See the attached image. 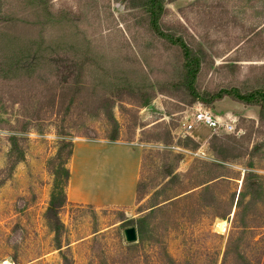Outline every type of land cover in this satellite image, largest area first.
<instances>
[{
	"label": "rangeland",
	"instance_id": "374dc122",
	"mask_svg": "<svg viewBox=\"0 0 264 264\" xmlns=\"http://www.w3.org/2000/svg\"><path fill=\"white\" fill-rule=\"evenodd\" d=\"M50 5L53 23L44 16L21 17L36 24L38 34L20 40L9 31L11 15L29 8V0H0V60L35 52L32 42L42 36V46L58 53L67 45L87 46L108 74L96 87L98 96L88 99L83 90L72 91L73 102L62 105L60 98L57 104L49 99L40 104V87L0 76V264H264L259 110L228 98L210 106L192 102L194 96L177 86L185 76L182 51L155 36L141 10L126 0H52ZM164 8L162 32L181 40L199 63L200 98L264 87V0H174ZM115 68L121 73L113 76ZM89 69L97 66L90 63ZM89 79L90 73L82 76L79 86ZM142 98L148 107L138 104ZM198 104L215 116L233 114L237 134L199 128L180 138L181 113ZM115 127L116 142L142 152L134 204L68 202L59 211L56 234L45 214L52 195L67 193L61 187L64 170H70L66 143L111 142ZM9 137L20 138L24 153L12 173ZM84 158L78 166L83 188L77 191L83 196L95 194V179L102 178L92 165L84 169ZM115 158L124 195L131 161L128 155ZM246 173L252 176L244 185ZM132 219L141 220V231L129 224ZM128 228L137 232L133 244L124 237Z\"/></svg>",
	"mask_w": 264,
	"mask_h": 264
},
{
	"label": "trees",
	"instance_id": "16d2710c",
	"mask_svg": "<svg viewBox=\"0 0 264 264\" xmlns=\"http://www.w3.org/2000/svg\"><path fill=\"white\" fill-rule=\"evenodd\" d=\"M174 0H126L131 6V9H140L146 22L149 30L158 38L163 39L165 42L170 43L174 46L179 47L183 53V67L185 71V76L182 81L177 83V86L184 87L190 95L194 98L192 102L200 101L205 105H212L216 102H220L225 98L236 102L244 107H254L259 110V118H264V87L256 88L253 90H244L233 88L226 91H220L215 96L210 98H200L195 90V81L196 76L199 72V63L189 57V52L183 42L179 39L172 38L168 34L162 32L160 28V20L164 13V6L167 2H172ZM52 0H29L30 7L25 8L22 11H18L11 15L14 17L10 21L11 35H16L20 40H32L38 34V28L36 24L30 23L28 19L21 17H47L46 20L49 23H53V20L50 17H56L54 12L51 11L52 5L50 3ZM55 22L54 24H56ZM53 24V25H54ZM5 26L1 29L4 30ZM3 32V31H2ZM37 33V34H36ZM43 37H38L34 40L32 44L36 45L35 52L29 54H21L20 56H15L14 61L2 59L0 60V76L6 77L8 75L12 80H25L30 81V85L34 87H40V90L37 91L38 103L42 104L48 99L57 104V101L60 103L64 102L66 99L67 103L71 104L73 102V96L71 92H77V90H83V98L90 99L92 96H98L99 91L96 90V87L99 86L105 80L107 76V69H100L95 62L93 55L87 51L86 47L74 48L72 45H67L60 53L57 52L54 47H43ZM87 43V42H86ZM85 43V44H86ZM50 44H54V41H51ZM72 47L73 49L69 48ZM56 50V51H55ZM21 53V52H20ZM2 56H0L1 58ZM5 57V56H4ZM2 61L8 63V66H1ZM97 66L96 71L92 72L89 69V64ZM90 73V79L87 83V86H79L82 76H86ZM121 71L117 68L112 69L113 76L120 74ZM97 74H99L97 76ZM102 74V76H101ZM47 75L50 79L53 80V83L45 81L44 76ZM88 79V78H87ZM6 80V79H3ZM49 80V79H48ZM120 86V84H118ZM92 94V95H91ZM103 93H100V95ZM100 97V96H99ZM102 97V96H101ZM141 103H138L140 106L146 108L150 105L147 98L139 99ZM83 104H87L86 101H82ZM61 103V105H62ZM66 104V103H64ZM63 104V105H64ZM32 119L38 120L40 117L37 115H31ZM110 122L114 125L112 116H109ZM113 136L110 138L111 142L117 141V131L116 127L114 129ZM20 138L9 137V145L11 147L10 155L8 158L9 172L12 173L15 165L24 160V153L20 150L18 146ZM67 147H70L69 157L72 155L73 144L68 142L66 143ZM10 175V174H9ZM251 173H246L244 177V185L247 184L249 178H251ZM70 177L69 169L64 170V184L61 185L63 188L67 187ZM252 185H255L252 183ZM138 190V189H137ZM136 190V192H137ZM68 204L67 195L63 191L60 192L59 197L52 195L49 202V206L46 210L45 219L52 230L58 234V229L61 226L58 214L61 208L64 207V204ZM132 226H137L140 231L143 227L141 220H130L128 221ZM57 239V238H56ZM60 251V245L57 247Z\"/></svg>",
	"mask_w": 264,
	"mask_h": 264
},
{
	"label": "crops",
	"instance_id": "0c3cea01",
	"mask_svg": "<svg viewBox=\"0 0 264 264\" xmlns=\"http://www.w3.org/2000/svg\"><path fill=\"white\" fill-rule=\"evenodd\" d=\"M110 152V154H108ZM87 154V156H83ZM115 155H128L130 158L131 174L130 180L123 195V185L119 181L120 173L118 169L119 159ZM142 152L139 148L130 147L127 144L119 142H107L100 140H92V144H83L79 142L72 148V155L70 161V177L67 185V200L74 204H87L112 208H128L132 206L136 200V188L139 181L140 165ZM82 157L85 163V170L93 166L94 173H100L104 179L105 173L111 177L112 180H103L101 177L95 179L93 187H95V194L83 196V191L79 194L77 191L82 189L83 185H79V171L78 166ZM102 167V168H101ZM86 174V173H85ZM91 173H87L90 175ZM85 178V177H81ZM92 182V181H91ZM82 187V188H78Z\"/></svg>",
	"mask_w": 264,
	"mask_h": 264
},
{
	"label": "built area",
	"instance_id": "2783aa9c",
	"mask_svg": "<svg viewBox=\"0 0 264 264\" xmlns=\"http://www.w3.org/2000/svg\"><path fill=\"white\" fill-rule=\"evenodd\" d=\"M180 138L190 137L199 128H205L212 132L222 131L224 134H237V118L233 114L215 116L205 106L198 104L195 107L181 113ZM237 131V132H236Z\"/></svg>",
	"mask_w": 264,
	"mask_h": 264
},
{
	"label": "water",
	"instance_id": "95a60500",
	"mask_svg": "<svg viewBox=\"0 0 264 264\" xmlns=\"http://www.w3.org/2000/svg\"><path fill=\"white\" fill-rule=\"evenodd\" d=\"M124 1V0H123ZM124 237L127 243L133 244L137 241V232L135 228H128L124 231Z\"/></svg>",
	"mask_w": 264,
	"mask_h": 264
}]
</instances>
